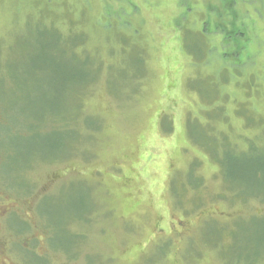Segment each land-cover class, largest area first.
I'll return each instance as SVG.
<instances>
[{
	"label": "rangeland",
	"instance_id": "rangeland-1",
	"mask_svg": "<svg viewBox=\"0 0 264 264\" xmlns=\"http://www.w3.org/2000/svg\"><path fill=\"white\" fill-rule=\"evenodd\" d=\"M13 98L53 113L29 134ZM225 149L260 160L234 169L239 196ZM261 160L264 0H0V192L41 264H244L264 247V203L242 197H264Z\"/></svg>",
	"mask_w": 264,
	"mask_h": 264
},
{
	"label": "trees",
	"instance_id": "trees-1",
	"mask_svg": "<svg viewBox=\"0 0 264 264\" xmlns=\"http://www.w3.org/2000/svg\"><path fill=\"white\" fill-rule=\"evenodd\" d=\"M16 91L20 94H23L24 91H27L29 88L28 87H25V88H20V86L16 85ZM21 90V91H20ZM18 93V94H19ZM19 101L16 100V99H12L10 101V109H9V106H8V113L10 115V119H9V123L12 125V124H20L21 127H26L27 125L26 122L28 120L32 121V125H28V133L29 134H36L37 133V125L35 124L36 123H39L40 122V118H42L44 116L45 113H50L52 114L53 113V109L50 108L49 110L51 111H48V112H45V113H41V115H36V114H28L26 112H23L21 114H19L17 112V108H16V104L18 103ZM8 104V103H7ZM56 114V113H55ZM26 120V121H24ZM35 129V130H33ZM10 131V130H9ZM8 130L5 128V131H4V134H7L6 136H8L9 138L10 137H13V138H17L19 135V133H14L13 132H10V133H7ZM57 148V147H56ZM56 148H53L52 147V152H49V151H45L44 152H48V153H51V154H54L56 155V153L53 151L55 150ZM62 151V149L60 150ZM60 155V154H59ZM12 156V154H11ZM52 156V155H51ZM257 161H260L258 158H251L249 156H246V154H235L234 152H231L230 150H227L225 149L222 150V156H221V168L224 170V173H225V182L227 183V185L229 186V189H231L232 191H234V193H237L238 190L236 188H234V186H232V182L233 181H238L239 182H243V183H246L248 182L245 178H235L234 179V169L237 170V171H240L241 173H243L244 175L246 174V176L248 175V171H249V168L248 166L250 165H254V166H258L260 165L259 163H257L258 165H256V162ZM262 162H264V160H261ZM239 172V174H240ZM264 174V172H263ZM233 176V178H232ZM264 177V176H263ZM241 180V181H239ZM255 182H258V180H255ZM237 191V192H236ZM240 193L238 192L237 193V196H239ZM255 196H258L261 200V202L264 203V197L260 194H254V195H248V196H242L244 198H248V197H255ZM237 198V197H236ZM258 217H261L259 219H264V216H258ZM263 240V238H260V239H257L258 242H261ZM261 255H264V247L261 245L260 246V243H259V247L258 249L256 250V252L254 253L253 257L250 258L249 256H247L244 260V264H255L257 263V260L260 258Z\"/></svg>",
	"mask_w": 264,
	"mask_h": 264
},
{
	"label": "flooded vegetation",
	"instance_id": "flooded-vegetation-1",
	"mask_svg": "<svg viewBox=\"0 0 264 264\" xmlns=\"http://www.w3.org/2000/svg\"><path fill=\"white\" fill-rule=\"evenodd\" d=\"M17 206H18L17 201L8 202V197L3 195L2 192H0V228L5 227L7 235L14 233V235L19 236L21 240V243H19L21 247L20 250L18 249L10 250L8 248L6 249L4 243L0 241V264H8L3 261L6 258V254L8 255V257L11 256L19 257L20 264H24L23 261L24 257L29 259V261L35 262V264H41L40 261L37 259V255L34 258V256L32 255L33 253L29 251L30 250L29 247H31L32 245H26L28 243L27 235L31 234V232L29 231L32 230L31 220H28L30 219V217H28L27 214H23V217L19 218L18 212H20V208H18ZM75 213L77 216L80 215L79 212H75ZM15 219H18L19 221L22 220V222H24L23 227H20V225L16 223ZM13 225L15 227H13ZM52 227L55 228V225H53ZM17 233L19 234L17 235ZM55 235L56 233H53L54 237L52 238V243L55 240ZM35 241L37 243L40 241L38 236H36ZM12 243H9L8 246L12 245Z\"/></svg>",
	"mask_w": 264,
	"mask_h": 264
}]
</instances>
